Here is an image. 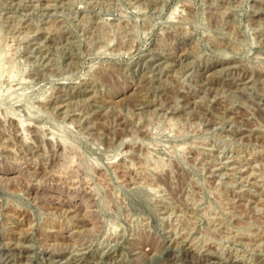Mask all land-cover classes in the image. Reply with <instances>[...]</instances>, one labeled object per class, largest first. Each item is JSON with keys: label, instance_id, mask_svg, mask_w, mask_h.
<instances>
[{"label": "rangeland", "instance_id": "obj_1", "mask_svg": "<svg viewBox=\"0 0 264 264\" xmlns=\"http://www.w3.org/2000/svg\"><path fill=\"white\" fill-rule=\"evenodd\" d=\"M0 264H264V0H0Z\"/></svg>", "mask_w": 264, "mask_h": 264}]
</instances>
